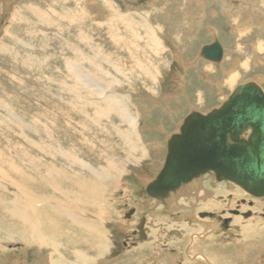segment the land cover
<instances>
[{"label": "rangeland", "instance_id": "1", "mask_svg": "<svg viewBox=\"0 0 264 264\" xmlns=\"http://www.w3.org/2000/svg\"><path fill=\"white\" fill-rule=\"evenodd\" d=\"M242 1L0 0V264H48L47 257L52 264H204L181 248L205 227L190 224L187 209L153 208L143 186L190 111L206 113L236 86L264 81L263 63L254 64L255 57L264 62V25L250 20L248 2L256 0ZM215 38L225 58L214 66L198 51ZM20 181L35 207L18 203L12 184ZM228 183L207 181L217 197L200 199L198 210L255 207V216L228 212L230 230L196 238L189 251L208 257L205 264H264V197ZM66 207L92 229L60 215ZM14 210L30 215L44 237L57 224L63 245L48 248V235L24 247V236H14L21 223ZM141 217L149 235L139 241L128 234ZM175 229L181 238L166 234ZM71 230L77 237L68 251L71 238L62 234ZM125 240L135 244L125 249Z\"/></svg>", "mask_w": 264, "mask_h": 264}, {"label": "water", "instance_id": "2", "mask_svg": "<svg viewBox=\"0 0 264 264\" xmlns=\"http://www.w3.org/2000/svg\"><path fill=\"white\" fill-rule=\"evenodd\" d=\"M202 59L219 62L222 47L215 38L200 48ZM249 131V132H248ZM248 134L244 137L245 133ZM212 172L247 193L264 196V84L245 82L220 107L205 115L192 112L179 134L168 142L164 166L147 186L152 197H167L200 174ZM204 215V214H203ZM227 221L220 225L226 230ZM140 235L142 232L140 230Z\"/></svg>", "mask_w": 264, "mask_h": 264}, {"label": "bare ground", "instance_id": "3", "mask_svg": "<svg viewBox=\"0 0 264 264\" xmlns=\"http://www.w3.org/2000/svg\"><path fill=\"white\" fill-rule=\"evenodd\" d=\"M244 1V0H243ZM243 1H242V3H243ZM247 1H249V0H247ZM253 2V1H252ZM256 2L259 4V5H261V3H264V0H256ZM249 4H251L252 6H250V5H248V6H250V8L251 9H249V8H247V10L249 11V13H250V16H251V18H250V20L251 19H253V17L255 16V17H258V19H256V21H258L259 23H261L262 25H264V14L263 13H260V12H258V11H256V10H254L255 8H254V6H255V1L253 2V3H251L250 1L248 2ZM247 3V4H248ZM234 8H235V4H234V6H233ZM237 7H238V5H237ZM254 8V9H253ZM248 13V14H249ZM236 14H239V13H233V15L235 16ZM248 15L246 14V17H247ZM250 16H248V17H250ZM249 21V20H248ZM236 23L238 22V21H235ZM240 23V25H242V23L241 22H238L237 24H236V28H237V26H238V24ZM262 31H264V29H262ZM222 47V46H221ZM261 47H262V39H258V43L256 42V46H254L253 48H252V50H253V52L255 51V53H258L259 54V51H260V49H261ZM201 48V47H200ZM200 48H199V51H200ZM199 51H198V57H200L199 56ZM223 54H224V52H223V48H222V59H223ZM201 58V57H200ZM256 59H255V62H254V64H255V66H257L256 64H261V63H263V65H264V62H263V60H261L259 57H255ZM202 59V58H201ZM221 59V60H222ZM211 62V61H210ZM220 62V61H219ZM214 63H217V62H214ZM240 68L239 69H241L242 68V70L243 71H245V69H243V67H241V66H239ZM72 70V69H71ZM236 77V75L235 74H232V75H230L229 77H228V79L231 81V80H234V78ZM250 82H255L256 84H258L259 86L263 83L264 84V81H262V79H257V80H253V81H250ZM234 90V89H233ZM232 90V91H233ZM231 91V92H232ZM231 92H230V94H231ZM229 94V95H230ZM228 95V96H229ZM228 96H226V98L222 101V103L224 102V101H226L227 100V98H228ZM221 103V104H222ZM220 104V105H221ZM220 105L218 106V107H220ZM217 107V108H218ZM217 108H212L211 110H213V109H217ZM211 110H209V111H207L206 113H209ZM192 112H196V113H199V112H197L196 110H192V111H190L178 124H177V126H176V130L173 132V133H170V135L167 137V139H166V153H165V156H164V158H163V164L161 165V167H160V170H159V172L158 173H156V175H155V177L153 178V179H150L149 181H147V182H145L144 183V186H143V188H144V191H145V194L148 196V198H149V200L150 201H155L154 202V205L157 203L158 205H160L161 207L162 206H164V209H165V211H167L168 213H172V210L171 209H175V210H180V209H184V208H189L191 205V203L190 204H183L182 202H180V200L181 199H183L184 200V202H186V199H188V198H190V197H194V195H192L191 193H193V194H197V192L198 191H200V190H203L205 193H206V195H205V197L206 198H208L209 199V195H211L212 193L211 192H208V191H206L204 188H205V186H204V188H203V182L204 181H210V182H212V184H211V188L213 187V188H215V185H217V183H219V182H228V181H225V180H221V181H219V180H217L216 178H215V176H214V174L212 173V172H208V173H204V174H200L199 176H196L195 178H193V179H191V181H189V182H186L184 185H182L181 186V183L180 182H178V185L177 186H180L179 187V189H177L176 191L174 190V189H172V190H170V192H169V196H167V197H161V198H158V197H152V196H149L147 193H146V188H147V186L150 184V182H152V181H154L155 179H156V177L158 176V174L160 173V171L162 170V168H163V166H164V163H165V160H166V155H167V152H168V142H169V140H170V138L173 136V135H177V134H179V130H180V128H181V126H182V124H183V122H184V120H185V118L188 116V115H190ZM206 113H199V114H203V115H205ZM249 132V131H248ZM248 132L247 133H245L243 136L245 137L247 134H248ZM2 169L0 168V180H3V174H4V172L3 171H1ZM9 170H11V171H14L12 168H9ZM15 172V171H14ZM148 180V179H147ZM229 183H232V182H229ZM228 183V185L230 186V187H233L231 184H229ZM114 186H115V184L114 183H112ZM232 184H234V183H232ZM23 181H20V182H16L15 184L13 183L12 184V186H13V188L15 189V190H17V193H18V203H19V200L21 199L22 200V202L23 203H25L26 205H27V207H29V208H32V207H35L36 206V203H37V201H34V199L32 198V195L30 194V193H28L27 191H25V190H23L24 188H23ZM235 185V184H234ZM237 186V185H236ZM237 187H239V186H237ZM211 188H209L210 190H212ZM240 188V187H239ZM240 189H242V188H240ZM243 190V189H242ZM244 191V190H243ZM246 192V191H245ZM213 193H214V196H216L217 197V195H215V192L213 191ZM247 193V192H246ZM249 194V193H248ZM251 195V194H250ZM251 196H253V195H251ZM202 197V196H201ZM254 197H256V196H254ZM262 197H264V196H262ZM195 198V197H194ZM214 197L211 195V197H210V199H213ZM219 198H222L223 199V197H220V196H218V198H215L216 200L217 199H219ZM227 198H228V196H227ZM257 198H260V197H257ZM153 199V200H152ZM200 199H202V198H196V200H195V203L197 202V200H200ZM203 199H205V198H203ZM207 199V200H208ZM40 201L41 202H44V203H51V204H53V200L51 199V198H49L48 196H44V197H42L41 199H40ZM77 202V201H76ZM255 202L256 201H254V203H253V207H254V204H255ZM198 203V202H197ZM262 204H264V200H263V202H261V205ZM194 205V204H193ZM18 206V208H19V205H17ZM156 206V205H155ZM157 207V206H156ZM62 208H64V206L62 205ZM66 211L65 212H63V214H60V215H62V216H64V217H69V213H70V215H71V217H69V220H70V222L72 223V224H78V223H81V226L83 227V228H87L88 230H91L92 229V227H91V225L89 224V223H87L86 221H81L82 219L84 220L85 219V217H83V215L77 210V213L74 211V210H70L69 209V207H66ZM204 209H208L207 207H205ZM201 210V209H200ZM199 210V211H200ZM238 210V209H237ZM256 209H255V207L253 208V209H249V213L247 212V213H245V212H236V213H231V214H234V215H232V216H239V215H241V216H243V217H245L246 219L247 218H253L254 216H255V211ZM171 211V212H170ZM199 211H198V213H199ZM202 211V210H201ZM200 211V212H201ZM205 211V210H204ZM206 212H212V211H206ZM220 212H222V210L221 211H218V214H220ZM228 212H231V210H227V211H224V216H225V218H229L230 220H222V219H215V215H212V214H201L200 215V217L201 218H199L198 217V215L197 214H195V217H194V220L192 219V221L194 222V223H198V224H201V225H203V227H204V223L206 222V221H204L205 219H202V218H208L211 222H218V223H220V225L223 223V221H229L228 223H227V225H228V227H227V229L226 230H222L221 228H220V226L219 227H216V224H207L206 225V228L204 229V232H202L201 234H199V233H195L194 235H192V236H196V237H194L193 238V240H191V239H189L190 240V242H189V240H188V242H189V244L191 243V245L190 246H188V255H190L191 254V256L190 257H195L189 250H190V247L192 246V244H193V241L196 239V238H198L199 240H203V238H210V237H208V235L209 234H212L213 232H218V233H223V232H227V231H229L230 230V227H232V219L230 218V217H232V216H229L228 215ZM135 213V212H134ZM215 213V212H214ZM260 213V212H259ZM13 216H15V217H17L20 221H21V223H20V226H18V227H15L16 228V232L14 233V236H20V235H23L24 236V239H25V241L23 242V244H24V247H30V246H36V247H38V245H39V241H42V240H44V242H46V240L48 239V235H50V237H51V240H50V243H49V245H48V248L50 247V248H53V245L55 244V242H57V240H59V242L61 243V246L63 245V241H62V238L60 239L59 238V234L58 233H55V231H56V229L58 230L59 229V227H58V225L57 224H55V226H56V229L55 228H53L52 229V232H50V233H48L45 237L44 236H42L41 235V233H40V231L37 229V226H35L33 223H32V217L30 216V215H28L27 213H23V212H21V211H19V210H14V212H12L11 213ZM222 214V213H221ZM187 215H188V213H187ZM223 215V214H222ZM223 217V216H222ZM190 218V217H189ZM40 219V218H39ZM38 219V220H39ZM130 219V218H129ZM140 219V218H139ZM234 220V219H233ZM145 221V220H144ZM24 223H29V228H30V230L31 231H29V228H27V227H25V226H23V224ZM147 223L146 222H144L143 223V228H144V230H145V234H146V238H148V229H147ZM124 226V225H123ZM85 228V229H86ZM155 228H157V229H159V228H162V225H161V227H160V225L159 226H155ZM26 230V231H25ZM173 231H175V232H173ZM30 232V233H29ZM162 234H164V232H163V230H161L160 231ZM170 232H173V233H170ZM182 233L184 234V232L181 230V229H175V230H170L169 232L167 231V233L166 234H168V236H170V237H176V238H181L182 237ZM65 234H67V235H69L70 236V238H71V242L70 243H68V247H67V250L69 251L73 246H74V244H73V241H72V239H74V238H76L77 237V233H76V231L75 230H71L70 232H65V233H63L62 235H65ZM172 235V236H171ZM29 236V239L27 240V237ZM191 235H189L188 236V238L190 237ZM157 238L158 237H156V241H155V243L157 244L156 245V247H158V240H157ZM187 240V239H186ZM160 243V242H159ZM187 243V242H186ZM184 244V243H183ZM182 250L181 251H185L184 249H185V246L183 247V248H181ZM186 254V253H185ZM72 255L76 258V252H72ZM178 256V255H177ZM187 256V255H186ZM188 258V257H187ZM205 258H208V257H205ZM189 259V258H188ZM195 261H202L203 262V255H196V257H195V259H194ZM209 260V259H208ZM47 261H48V264H52V259L50 258H48L47 257ZM204 261H205V259H204ZM59 262V261H58ZM209 263H211V264H214V263H212V261L211 260H209L208 261ZM207 262V263H208ZM54 263V262H53ZM65 263L66 264H73V262L71 261V260H66L65 261ZM57 264H61V263H57Z\"/></svg>", "mask_w": 264, "mask_h": 264}, {"label": "flooded vegetation", "instance_id": "4", "mask_svg": "<svg viewBox=\"0 0 264 264\" xmlns=\"http://www.w3.org/2000/svg\"><path fill=\"white\" fill-rule=\"evenodd\" d=\"M206 181H204L203 182V188H204V186H205V190L206 191H208V192H211L212 194V196H214V193H213V189L212 190H210L209 188H208V186H206ZM192 195H194V197L192 198V197H190L189 199H186V200H189V201H191V202H194V203H191L190 205V207L187 209V208H184V209H180V210H178V211H176V213H178V214H180V213H182V211L183 210H185V209H187V213H188V220H189V222H190V224L192 223V219L194 220V217H195V214H197L198 215V217L199 218H201L200 217V215L201 214H212V215H215L216 217H215V219H222V220H230L229 218H225L224 217V210L222 211V212H220V214H218V212H206V211H199L198 210V204H199V200H197V202L195 203V200H196V198H204L205 196V192L203 191V190H200V191H198L197 192V194H193V193H191ZM202 196V197H201ZM204 200V199H203ZM181 202L182 201H184L183 199H181L180 200ZM205 202H206V200H205ZM183 204H184V202H182ZM186 204H188V203H186ZM194 204V205H193ZM153 208H156L157 209V207L155 206V205H153ZM162 208H163V210L165 211V209H164V206H162ZM134 208H131V210H129V211H127L125 214H126V216H129L130 214H134ZM198 211H199V213H198ZM130 212V213H129ZM231 212H233V213H236V212H240L239 210H237V209H233V210H231ZM164 215H165V213L164 212H162ZM223 215H222V214ZM263 215H264V211H263ZM223 216V217H222ZM202 219H205L206 220V222L204 223V227L206 228V225L208 224H216V227H219L220 226V223H218V222H211L208 218H202ZM145 221H144V218H140L139 219V221H138V223H137V225L136 226H134V228L133 229H131V230H129V236H134V238L136 239V240H139V241H142V240H144L145 238H146V232L144 231V228H143V223H144ZM229 222V221H228ZM194 223V222H193ZM194 224H196V223H194ZM140 230H141V232H142V236L140 235ZM173 232H175V231H173ZM132 239V238H131ZM189 239H191V240H193V237L192 236H190L189 237ZM204 239V238H203ZM134 240V239H133ZM130 243H132V244H135V241H132V242H128V240H125L124 242H123V246L125 247V249L129 246V244ZM191 245V243L189 244V243H185V253H186V255H187V257L189 258L188 260L189 261H192V258H193V260L195 259V257H196V254H201V253H194L193 255L195 256V257H190L191 255H188V246H190ZM184 252H183V254H184ZM170 254L171 255H176V251H170ZM185 255V254H184ZM202 255V254H201ZM183 256V255H182ZM184 258H185V256H183ZM204 259H205V261H204ZM203 261H204V264L206 263V261H207V259L203 256ZM181 263V261H179V262H176V264H180Z\"/></svg>", "mask_w": 264, "mask_h": 264}, {"label": "crops", "instance_id": "5", "mask_svg": "<svg viewBox=\"0 0 264 264\" xmlns=\"http://www.w3.org/2000/svg\"><path fill=\"white\" fill-rule=\"evenodd\" d=\"M238 9H240L239 7H237ZM254 8L256 9V10H261V9H263L264 10V5H259L257 2H255V6H254ZM221 45V44H220ZM222 46V48H223V52H224V54H223V59L225 58V49H224V45H221ZM223 59L220 61V62H222L223 61ZM220 62H217L218 64H212V63H210V64H212V65H219L220 64ZM214 63V62H213ZM187 97H188V95H187ZM188 100V99H187ZM165 143H166V141H165Z\"/></svg>", "mask_w": 264, "mask_h": 264}]
</instances>
